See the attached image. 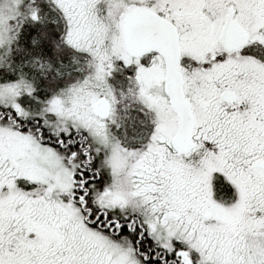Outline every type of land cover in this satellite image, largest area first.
Segmentation results:
<instances>
[{"label":"snow or ice","instance_id":"1","mask_svg":"<svg viewBox=\"0 0 264 264\" xmlns=\"http://www.w3.org/2000/svg\"><path fill=\"white\" fill-rule=\"evenodd\" d=\"M0 264H264V0H0Z\"/></svg>","mask_w":264,"mask_h":264}]
</instances>
